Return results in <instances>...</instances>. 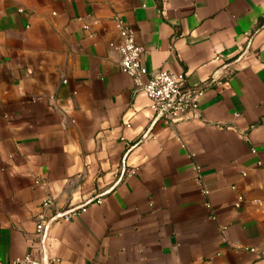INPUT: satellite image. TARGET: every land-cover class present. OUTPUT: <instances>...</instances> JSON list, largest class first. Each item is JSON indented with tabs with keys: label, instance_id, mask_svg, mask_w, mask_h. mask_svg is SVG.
I'll return each mask as SVG.
<instances>
[{
	"label": "crops",
	"instance_id": "obj_1",
	"mask_svg": "<svg viewBox=\"0 0 264 264\" xmlns=\"http://www.w3.org/2000/svg\"><path fill=\"white\" fill-rule=\"evenodd\" d=\"M115 18L142 81L213 77L196 111L155 119ZM27 254L264 264V0H0V264Z\"/></svg>",
	"mask_w": 264,
	"mask_h": 264
},
{
	"label": "built area",
	"instance_id": "obj_2",
	"mask_svg": "<svg viewBox=\"0 0 264 264\" xmlns=\"http://www.w3.org/2000/svg\"><path fill=\"white\" fill-rule=\"evenodd\" d=\"M119 32V42L113 45L118 56L120 69L131 75L135 84L145 93L149 99V108L154 112L155 119L162 118L165 121L176 119L175 112L181 113L196 111L198 98L202 94L204 84L191 88L185 85V72L175 73L169 69H160L152 72L146 81L142 76L146 69L141 62L143 47L135 41L133 30L119 18H115ZM134 173L135 169L127 171ZM125 167L121 170V176L127 173ZM64 216L65 214H57ZM56 215V216H57ZM52 218L37 223V234L39 235L40 251L45 248L46 231ZM10 264H49L45 258L33 257L27 254L15 258Z\"/></svg>",
	"mask_w": 264,
	"mask_h": 264
},
{
	"label": "water",
	"instance_id": "obj_3",
	"mask_svg": "<svg viewBox=\"0 0 264 264\" xmlns=\"http://www.w3.org/2000/svg\"><path fill=\"white\" fill-rule=\"evenodd\" d=\"M212 79H213V77H211L209 81H212ZM209 81H208V82H209ZM208 82H205V83H204V86H206V85L208 84Z\"/></svg>",
	"mask_w": 264,
	"mask_h": 264
}]
</instances>
